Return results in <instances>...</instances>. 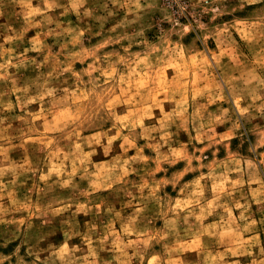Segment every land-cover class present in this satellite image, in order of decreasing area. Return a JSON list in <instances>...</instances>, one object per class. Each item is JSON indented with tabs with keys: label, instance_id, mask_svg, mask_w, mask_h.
I'll return each mask as SVG.
<instances>
[{
	"label": "rangeland",
	"instance_id": "1",
	"mask_svg": "<svg viewBox=\"0 0 264 264\" xmlns=\"http://www.w3.org/2000/svg\"><path fill=\"white\" fill-rule=\"evenodd\" d=\"M0 264H264V0H0Z\"/></svg>",
	"mask_w": 264,
	"mask_h": 264
},
{
	"label": "crops",
	"instance_id": "2",
	"mask_svg": "<svg viewBox=\"0 0 264 264\" xmlns=\"http://www.w3.org/2000/svg\"><path fill=\"white\" fill-rule=\"evenodd\" d=\"M183 161L181 160V159H178V160H176V162L173 164V165H176V164H179V163H182ZM165 164H168V163H165ZM184 165V164H183ZM183 165L181 166L182 168H183ZM182 168H177V169H175L174 171H181V169ZM171 177V176H170ZM179 197V196H178ZM175 199H178V198H175ZM168 220H166V222H168V221H172L173 220V218L171 217V216H169L168 218H167Z\"/></svg>",
	"mask_w": 264,
	"mask_h": 264
}]
</instances>
